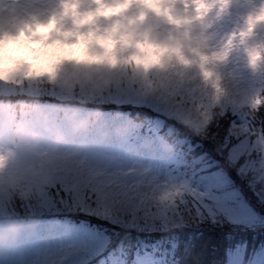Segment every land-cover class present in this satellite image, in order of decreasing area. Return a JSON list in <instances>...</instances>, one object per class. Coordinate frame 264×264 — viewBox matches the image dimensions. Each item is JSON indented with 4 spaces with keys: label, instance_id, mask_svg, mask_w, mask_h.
<instances>
[{
    "label": "rangeland",
    "instance_id": "obj_1",
    "mask_svg": "<svg viewBox=\"0 0 264 264\" xmlns=\"http://www.w3.org/2000/svg\"><path fill=\"white\" fill-rule=\"evenodd\" d=\"M99 2L101 0H0V37L15 34L25 24L38 20L46 22L60 11L61 6ZM259 3L260 0H233L231 15L225 20L222 30H230L239 25L242 17L254 12ZM40 31L46 32L47 29ZM65 31L72 34L60 35V39L71 44L83 35L90 50L103 51L98 35L89 36L88 29H75L72 24H66ZM256 32L258 37H264L263 24L257 26ZM32 47L37 51L15 53L18 58H25L29 60L28 63H33L30 67L25 66L17 72L0 76V141H6L10 127L17 123L23 124L35 137V142L16 146L18 160L21 164L42 163L53 174V189L50 190L52 195L48 194V188L45 189L38 195L32 211H60L54 196L60 197L57 191L62 190L67 193L61 197L63 205L75 213L97 217L124 227L158 229L161 235L168 231L167 227L170 225L176 230L183 228L187 238L183 243V251L198 256L203 245L198 247V252L193 251V234L196 232L193 227L200 225L202 220L207 226L222 224L231 228L247 224V227L255 228L256 207L264 208V167L260 164L259 156L253 174L243 179L234 168L229 169L232 183L227 190L233 197L230 203L235 205L236 211L227 214L219 211L213 214L207 211L198 213L194 204L190 202L191 205H188L186 201L192 197L188 192L189 185L200 192L217 191L213 185L222 177H213L211 173L217 172L223 165L220 146L229 125L234 120L246 117V111L232 107L235 117L229 123L226 121L216 124V131L212 129L204 140L206 151L211 154L213 161L207 163L202 158H197L196 161L202 164L197 163L198 168L192 169L184 151L179 147L180 143L185 144L187 137H176L170 141L159 131L163 117L174 118L176 123L184 124L186 119H190V114L178 102L179 97L165 98L155 91L150 74L146 78L138 77L124 66L120 62L119 43L115 48L117 64L107 65L103 70L78 67L79 60L84 59L83 54L79 53L76 58L69 56L46 64L48 57L45 55L44 45L34 42ZM236 55L231 62L239 69L243 88L251 92L263 87L264 76L253 74L244 67L239 57L240 49L236 50ZM75 85L78 86L76 91ZM41 91L53 99L37 101L29 112L22 109L17 116L7 109L8 104H14L13 99L3 98L16 93L38 96ZM80 95L98 96L100 100H111L115 105L153 110L157 113V119H153L152 125L150 123L142 129L135 119L125 113H112L109 109L98 110L71 101ZM261 107L262 115L252 121L257 133L252 146L258 154H264V139L259 134L260 128L264 127V105ZM85 116L89 118V122L78 126L80 119ZM198 130L201 128H191L192 133L199 134ZM72 153L75 155L65 171H56L55 164L48 158L49 154ZM105 160L110 162L105 163ZM214 161L219 163L218 168H213ZM56 183L59 188H56ZM73 184L76 185L75 190L70 187ZM118 184L126 185L136 202L143 203L145 211L137 219H132L130 213L102 218L95 210H89L80 203V197L86 191L93 190L97 199H102L111 194ZM243 194H246L245 197ZM3 196V187L0 185V226L10 218L5 216ZM179 201L183 203L179 204ZM213 207L215 208L214 204ZM167 233L173 234L172 231ZM106 243L107 236L104 232L85 220L75 222L69 217H38L30 220L29 226L19 233L14 242H6L0 247V264H115L117 256L114 253L101 256ZM207 247L211 250L219 249L213 240L209 241ZM243 247L233 240L231 245L220 248L224 256L223 264L263 263L264 238L249 249L245 258ZM96 256L98 259L93 260ZM130 264L172 262L165 256L156 254L154 249H148L135 253Z\"/></svg>",
    "mask_w": 264,
    "mask_h": 264
},
{
    "label": "clouds",
    "instance_id": "obj_2",
    "mask_svg": "<svg viewBox=\"0 0 264 264\" xmlns=\"http://www.w3.org/2000/svg\"><path fill=\"white\" fill-rule=\"evenodd\" d=\"M232 6L233 0H101L61 6L46 22L38 21L42 29L58 36L72 34L65 31L66 24L88 29L89 36L98 35L102 52L90 50L83 35L71 44L56 41L63 53L58 59L83 54L78 67L84 69L116 65L119 43L120 62L138 77L150 74L152 87L165 98L179 97L190 114L184 124L202 129L229 106L255 114L264 105V87L246 91L239 69L231 62L240 49L244 67L264 76V37L256 32L264 24V0L239 25L222 30ZM11 67L0 63V76ZM30 105L23 107L27 110ZM88 122L87 116L82 117L78 126ZM32 142L35 137L20 123L10 127L6 141H0V185L25 203L36 200L53 182V174L42 163L18 160L16 146ZM74 155L49 154L48 158L60 172L69 168ZM70 187L76 189L75 184ZM30 220V216L9 218L0 226V247L14 242Z\"/></svg>",
    "mask_w": 264,
    "mask_h": 264
},
{
    "label": "trees",
    "instance_id": "obj_3",
    "mask_svg": "<svg viewBox=\"0 0 264 264\" xmlns=\"http://www.w3.org/2000/svg\"><path fill=\"white\" fill-rule=\"evenodd\" d=\"M40 85H42V83ZM77 87L78 86L75 85L74 89H78ZM81 98L87 99L88 102L92 101L94 103H98L97 101H100L98 97L81 96ZM107 106L115 107L113 103L108 104ZM117 108L128 109L132 115H136L138 118L143 120L157 115L155 112L149 109H144L142 107L138 108L135 106H118ZM232 110L233 109H231L229 106L222 115L215 116L210 121L207 127L202 128L200 131L198 130L199 134L194 132L192 133L190 127L182 124L181 122L176 123L174 119L166 120L165 124L167 127L171 128L172 134L187 137V139L185 138L186 141L184 144V148L189 153V160L190 162L192 161V166H195L196 162L202 164V162L196 161L197 158H202L207 163H209L211 160L213 161L211 154L206 151L207 146L204 143V140L207 139V135L211 132L212 129L216 131L215 126L217 123H224L226 121L227 123H229V121H231L235 117ZM262 113V107L260 106L259 110L255 114L245 112V116L252 122L253 120L256 121V119L261 116ZM213 163V168L219 167V163L215 161ZM228 172H230V170H228ZM7 191L10 197L7 200L8 211L11 212L13 210H19L24 213H35V211H32L31 209L33 204L36 203V200H29L25 203L18 200V198L13 195L8 189ZM191 200L193 201L192 197ZM191 200H186L188 205H191L190 202L193 203ZM182 203V201H179V204ZM63 204H58V209L60 211L71 212L74 213V215L83 216L100 223L105 228L109 236L110 246L113 248H118L120 251L124 252V254H127L130 257L135 250L137 251L142 247H149L151 243L158 242L157 244L160 251L168 257L175 258L177 260L176 264H223L224 256L223 251H221L220 248L231 245L233 240L235 242L237 241L238 243L242 244V247L244 245L243 257L245 258L249 253V249L254 247L261 239L264 238V208L259 209L256 206L255 207L257 212H255L256 214L254 215V217L257 222L253 225L255 227L253 229L247 227V224L239 225V227L233 226L231 228L222 226V224L207 226L206 223L203 222V220L200 222V225L196 227L194 226L193 228H195L196 232H194L193 234L195 236L194 242L192 243V247L194 249L193 251H197L198 247L203 245V247L199 249V252L197 251L199 253L198 256L194 255L195 253L187 254L185 253V251H183V243H185V240L187 241V238H185V233L182 230L183 228L176 230L175 228H172V225H170L169 227H167V232L172 231L173 234H168L167 232H165L161 235V233L157 231L158 229L146 230L144 228V230H141L136 227H124L119 224H111L97 217L85 216L83 214H80L79 212L75 213V211L73 212L66 209ZM242 227L246 229H243ZM191 230L192 229H190V231ZM211 240H213L215 246H219L218 250H211L207 247L209 241ZM262 264H264V260Z\"/></svg>",
    "mask_w": 264,
    "mask_h": 264
},
{
    "label": "snow or ice",
    "instance_id": "obj_4",
    "mask_svg": "<svg viewBox=\"0 0 264 264\" xmlns=\"http://www.w3.org/2000/svg\"><path fill=\"white\" fill-rule=\"evenodd\" d=\"M40 29L42 25L36 21L25 24L15 34H4L0 37V63L12 65L10 72H17L25 66L30 67L33 63H28V59L18 58L15 53L36 52L37 49L32 47L34 42H41L44 45L45 55L48 57L46 64L58 60L63 53L61 46L56 43L59 39L57 32H41ZM259 134L264 139V127L260 128ZM256 136L254 124L247 117L232 121L220 146L223 165L217 172L211 173L213 177H222L213 185L217 191L200 192L188 186V192L193 198V204L198 213L207 211L213 214L219 211L227 214L236 211L235 205L230 203L233 197L227 190L232 183L228 170L234 168L237 175L243 179L255 171L258 156L261 166L264 167V154H258L252 146ZM57 195L63 198L67 193L57 191ZM80 203L86 205L89 210H95L102 218L130 213L131 218L135 220L145 211L143 203H137L127 186L120 184L111 194L102 199H97L95 192L88 190L80 197ZM166 213L167 210H165Z\"/></svg>",
    "mask_w": 264,
    "mask_h": 264
},
{
    "label": "bare ground",
    "instance_id": "obj_5",
    "mask_svg": "<svg viewBox=\"0 0 264 264\" xmlns=\"http://www.w3.org/2000/svg\"><path fill=\"white\" fill-rule=\"evenodd\" d=\"M59 140H61V139H59ZM73 150V149H72Z\"/></svg>",
    "mask_w": 264,
    "mask_h": 264
}]
</instances>
